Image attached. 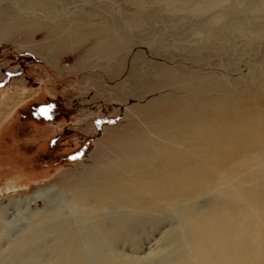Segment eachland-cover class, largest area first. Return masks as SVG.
<instances>
[{"label": "bare ground", "instance_id": "1", "mask_svg": "<svg viewBox=\"0 0 264 264\" xmlns=\"http://www.w3.org/2000/svg\"><path fill=\"white\" fill-rule=\"evenodd\" d=\"M85 35L111 48L104 27ZM66 46L31 52L48 60ZM195 73L166 67L153 82L114 89L123 104L139 103L105 127L95 164L69 193L86 225L73 231L52 209L5 241L0 264H264V66L238 80ZM165 225L143 260L119 252V244L141 248ZM48 233L54 244L47 257L37 245Z\"/></svg>", "mask_w": 264, "mask_h": 264}, {"label": "rangeland", "instance_id": "2", "mask_svg": "<svg viewBox=\"0 0 264 264\" xmlns=\"http://www.w3.org/2000/svg\"><path fill=\"white\" fill-rule=\"evenodd\" d=\"M205 2L0 0V26L6 29L0 34L2 249L5 241L26 232L28 222L52 209L73 231L86 225L71 207L69 193L95 164L105 127L117 126L125 108L139 103L129 98L123 104L114 98L115 90L153 82L166 67L228 80L261 70L264 0H219L206 11H193ZM94 26L107 30L111 48H100L93 35L80 37ZM66 42L67 48L48 60L31 52ZM43 108L52 109V123L22 122L21 115ZM165 230L166 225L146 243L140 241L141 248L119 244L118 250L143 260ZM53 239L48 233L37 245L47 257L53 255Z\"/></svg>", "mask_w": 264, "mask_h": 264}, {"label": "flooded vegetation", "instance_id": "3", "mask_svg": "<svg viewBox=\"0 0 264 264\" xmlns=\"http://www.w3.org/2000/svg\"><path fill=\"white\" fill-rule=\"evenodd\" d=\"M22 122H26L27 120L33 121L39 124H49L52 123V109H35L30 110L26 114L20 116Z\"/></svg>", "mask_w": 264, "mask_h": 264}]
</instances>
